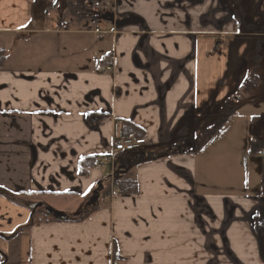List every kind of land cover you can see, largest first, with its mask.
<instances>
[{
    "label": "crops",
    "instance_id": "crops-1",
    "mask_svg": "<svg viewBox=\"0 0 264 264\" xmlns=\"http://www.w3.org/2000/svg\"><path fill=\"white\" fill-rule=\"evenodd\" d=\"M88 1L0 0V264H264L260 162L229 184L204 148L170 153L242 86L248 105L263 101L264 0H101L116 20L141 22L119 29L93 21ZM89 36L104 46L94 65L77 57ZM6 42L22 69L7 65ZM103 64L112 72L99 74ZM245 120L243 158L264 142V113ZM118 131L147 141L106 169L132 172L134 194H111L102 170L82 167L112 154ZM18 193L81 200L58 209L66 221L33 224L28 204L40 200Z\"/></svg>",
    "mask_w": 264,
    "mask_h": 264
},
{
    "label": "rangeland",
    "instance_id": "rangeland-1",
    "mask_svg": "<svg viewBox=\"0 0 264 264\" xmlns=\"http://www.w3.org/2000/svg\"><path fill=\"white\" fill-rule=\"evenodd\" d=\"M95 40H97L98 43H96ZM86 41L83 42L84 46H88V49L86 48L84 50L85 51L84 52L85 57L83 54L79 55L77 57H80V59L83 58L85 60V62H87L86 60H88V63L90 65H94L96 58H97V60L100 61L101 58H99L98 55L100 52H103L104 46L101 45V41H99V37L89 36V37H86ZM19 52H20V48L18 47L17 44L12 46V45H10L9 42H6L5 55H6L7 65H8V61H10V64H9L10 69H22L21 64L15 63L12 61V58L18 56ZM41 66H42L41 63L35 64V62H29L28 64L25 65V68L35 69V67H41ZM100 66L103 67L104 64L100 65ZM60 69H62L61 66H60ZM99 74H106V72H102V73L100 72ZM255 90L256 89H253L252 93H255ZM248 95L244 91V87L242 86L238 90L237 95H235L229 103H226V104H228L227 106L234 108L235 114L233 116H235V118L232 119L230 122H227L226 123L227 125H225L226 127L224 126L225 128L222 129L219 133H217L215 135V137H213V139L210 140L207 143V145H205L203 147L204 150H207V151L202 152L205 154L201 153V156L203 158L206 157L205 160H207V161H214V159H215L214 157H216V156L221 157L220 159L222 160L224 167L218 168V169H219V171H222L223 178H225L229 184H231L232 181L242 182L241 180L246 178L245 177L246 175H251L252 177L255 176L256 164H258L260 162L259 156L251 155L249 153V155L245 156V158L248 160V166L246 168H244L241 166V160L243 158L242 152L238 151V144H241L240 140L243 138L244 134H246V136H247V134H249V132H252V130H253L252 123L251 122L247 123L245 119L247 117H249L250 115H261L264 113V99H263V101H259L261 98L256 97L253 99L252 104L248 105V103H249V101H247ZM236 100H237V102H235ZM221 114H222V111H221ZM218 118L214 119L213 121L209 120V119L204 120L199 125H196L194 137L197 138L199 135H201L202 131L211 127L216 122V120ZM231 127L234 128L236 132H238V134L235 136L236 138H234V139H232V137L229 139L226 136L227 130H229V128H231ZM260 139L264 140V132L263 131L260 135ZM161 151L162 150H160V152H156V154L161 153ZM244 152H245V154H247L246 150L243 151V153ZM119 161H120V159L116 161V165H118ZM201 161H202V159H201ZM207 161L205 163H207ZM208 171H211V168H208ZM107 172H108L107 170L102 171L103 174H105ZM212 179H213V176L209 172L206 171V175H204L205 185L212 184ZM32 198H33L32 199L33 201L34 200H37V201L40 200V202L42 201V203L48 208H51L53 210L55 209L56 211H59L58 209H63L62 211H65L67 213H73L74 211H76L77 210V208H75L76 202H79L81 200L80 198L71 199V200L58 199V198L57 199H55V198H43L42 196H40V197L34 196ZM76 213L77 212H75L72 215H75ZM263 239H264V237H263Z\"/></svg>",
    "mask_w": 264,
    "mask_h": 264
},
{
    "label": "trees",
    "instance_id": "trees-1",
    "mask_svg": "<svg viewBox=\"0 0 264 264\" xmlns=\"http://www.w3.org/2000/svg\"><path fill=\"white\" fill-rule=\"evenodd\" d=\"M4 51L0 50V67H2L4 65ZM228 104H225L223 110H222V114L221 116L216 120V122L209 128L205 129L202 131L201 135H199L197 138H194V140L192 142H190L189 144L184 145L182 148L180 149H172V151L170 152L171 154H175V153H180L183 155H191V156H195L196 154H198L205 145H207V143L212 140L213 137H215V135L217 133H219L224 126L226 125V123L229 121V119L235 114V110L234 108H231L229 106H227ZM127 135V134H126ZM261 152H264V142L261 143V145L256 148L253 149L250 154L251 155H255V156H260ZM147 159V156L145 157H141L139 158V160H143V159ZM92 162V164L94 163V159H85L82 162V167L83 166H87L89 165V163ZM132 164V162H131ZM260 166H261V185H262V189H263V193H264V159L260 158ZM118 176V177H117ZM114 185L117 187L118 189V193L120 194H134L136 191V183L135 180L133 178V174L132 172H128L127 170L123 171V173L120 174H115V179H114ZM108 191V190H107ZM107 191H104L103 193H107ZM30 197H32L31 195L28 194H23V193H18L16 195H14V198L17 199L18 201H21L23 203H27L29 202L28 200L30 199ZM8 198H11L10 195H8ZM91 212L89 213H83L84 216L86 217V215H90ZM83 217L81 219H83ZM48 220L52 219L49 216L46 215H35L32 219V223H45ZM256 227V223L254 221V228Z\"/></svg>",
    "mask_w": 264,
    "mask_h": 264
},
{
    "label": "built area",
    "instance_id": "built-area-1",
    "mask_svg": "<svg viewBox=\"0 0 264 264\" xmlns=\"http://www.w3.org/2000/svg\"><path fill=\"white\" fill-rule=\"evenodd\" d=\"M88 8L90 17L93 21H101L105 16L113 14L114 8H110L106 4L98 0H90L88 2ZM111 64H107L104 67L100 68V72L110 73L112 72ZM147 147V141L145 139H139L132 136H124L121 131H118L114 134L113 144H112V154L109 156L98 158L94 161L95 168L99 170H106L108 166L111 165L113 158L116 154H127L137 152L141 149ZM243 166L246 165L247 159H243ZM102 179L108 183V189L111 194H118V189L114 185V174L107 172L102 175ZM114 264H118L119 258L114 257Z\"/></svg>",
    "mask_w": 264,
    "mask_h": 264
},
{
    "label": "water",
    "instance_id": "water-1",
    "mask_svg": "<svg viewBox=\"0 0 264 264\" xmlns=\"http://www.w3.org/2000/svg\"><path fill=\"white\" fill-rule=\"evenodd\" d=\"M55 7V6H54ZM106 21L110 22L111 24H113L116 28H123L127 25H131V24H140L141 22L138 21L136 18L134 17H129L125 20H122V21H119V20H115L114 18H110V19H107L106 18ZM38 206L37 205H30L29 206V209L34 212L35 209L37 208ZM45 211L47 214H49L51 217L57 219V220H62V221H66L68 219V217L65 215V214H62L60 212H57L51 208H45Z\"/></svg>",
    "mask_w": 264,
    "mask_h": 264
},
{
    "label": "flooded vegetation",
    "instance_id": "flooded-vegetation-1",
    "mask_svg": "<svg viewBox=\"0 0 264 264\" xmlns=\"http://www.w3.org/2000/svg\"><path fill=\"white\" fill-rule=\"evenodd\" d=\"M38 6V5H37ZM36 6V7H37ZM30 205H37L38 207L35 209V211L34 212H32V215H33V217L35 216V215H40V214H36V213H38L37 211L39 210V211H43L44 213H42V215H46V216H48L47 215V213H46V211H45V208H46V206L43 204V203H34V204H28V208H29V206ZM48 208V207H47ZM41 213V212H40ZM32 217V218H33Z\"/></svg>",
    "mask_w": 264,
    "mask_h": 264
}]
</instances>
